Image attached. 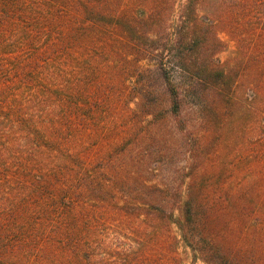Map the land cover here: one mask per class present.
I'll use <instances>...</instances> for the list:
<instances>
[{
  "label": "rangeland",
  "instance_id": "374dc122",
  "mask_svg": "<svg viewBox=\"0 0 264 264\" xmlns=\"http://www.w3.org/2000/svg\"><path fill=\"white\" fill-rule=\"evenodd\" d=\"M128 1L106 0L104 11L133 10ZM199 1L198 14L214 21L223 45L215 59L229 75V100L217 102V95L205 97L200 87L182 84V125L169 110L161 78L152 88L158 94L151 107L157 115L144 117L141 111L148 108L138 104V95L135 98L134 79H124L127 72L120 76V67L108 66L110 61L117 64L115 59L104 62L85 49L82 39L78 46L68 44L76 42V36L91 35V30L83 26L75 31L79 22L67 25V8L57 7L62 24L38 32L41 37L32 49L21 47L0 56L3 69L12 70H0V210L11 214L22 204L19 209L26 215L17 220L10 216L2 225L28 227L30 219L44 224L47 217L37 214L47 207L48 197L37 194L36 188L50 193L65 187L70 206L84 221L106 224L105 232L91 235L104 241L109 253L114 247L144 244L145 254L182 264H211L201 254L195 257L176 222L193 190L217 225L208 240L220 242L225 250L220 263L264 264V0H236L238 5L227 0L226 6L225 0ZM186 2L176 0L171 15L164 14L166 26L178 23ZM117 54L106 51L109 57ZM141 65L155 64L147 56ZM113 73L124 84L108 93L105 84L113 83ZM105 109L110 111L104 114ZM30 125L37 132L32 133ZM58 164L64 169L63 181L74 174L83 177L81 192L67 188L68 183L54 184L48 173ZM145 185L163 186L177 195L170 230L164 223L144 221V211L135 217ZM90 186L99 189L95 195L102 192L100 201L91 197ZM69 235L74 238V231Z\"/></svg>",
  "mask_w": 264,
  "mask_h": 264
},
{
  "label": "trees",
  "instance_id": "16d2710c",
  "mask_svg": "<svg viewBox=\"0 0 264 264\" xmlns=\"http://www.w3.org/2000/svg\"><path fill=\"white\" fill-rule=\"evenodd\" d=\"M97 1L99 3L94 0H0V56L13 54L21 47L32 49L36 40L41 37V33L38 32L60 26L64 18L55 13L59 6L67 8L65 13L67 25L69 21L79 22L75 31L83 26L91 30V35L82 38L79 35L74 38L76 42L67 43L75 46L78 40L82 39L85 49L97 53L104 62L115 59L117 64L110 61L108 66L112 67V70L116 66L120 67L118 72L120 76L127 72L124 79H134L135 98L138 95L140 98L138 104L143 109L148 108L141 111L144 117L157 115L156 110L151 109L155 102H158V94L152 89L153 83H157L155 81L157 78L162 79L160 86L168 94L169 110L181 125L184 90L182 84H187L191 89L200 87L205 97L217 95V102L221 101L224 104L228 102V89L231 83L229 75L215 59V54L223 45L218 38L214 21L198 14L199 0H187L175 26L171 23L166 26L164 16L171 15L176 0H129L126 3L131 5L133 10L112 14L104 11L106 0ZM233 3L238 5L236 0ZM122 5L123 3H120L118 6ZM112 6L113 4L110 5ZM167 21H171L169 17ZM108 49L116 50L118 57L107 56ZM147 56L153 59L155 64L153 68L141 65ZM168 62L172 66H168ZM3 68L4 64L0 60V70ZM8 72L12 70H4V73ZM154 74L155 79L152 77ZM114 76L111 85L105 84L108 93L123 86L120 83L124 84L120 76L118 78L117 74ZM183 77H188L186 78L188 80L180 83ZM107 110L110 111L105 109L104 114ZM29 128L32 133L38 130L33 125ZM63 171L58 164V167L48 174L53 177L55 185L68 183L71 186L67 188L80 189L81 192L84 187L83 177L74 174L71 179L63 181L61 178ZM125 184L122 186H126ZM51 186L55 187L52 183ZM18 187L22 186L15 188ZM64 188H52L50 193L36 188L37 194H45L48 197L45 203L47 207L40 209L42 212L39 211L37 214L47 217L46 224L42 223L43 220H34L38 218L35 217L34 221L30 219L28 227L8 229L5 222L10 216L14 217L13 220L23 217L25 219L26 215L19 209L22 204L12 209L11 214L0 210V264H182L179 259L169 261L166 258L162 259V255L156 257L145 254L143 251L148 247L144 244H140L138 248L114 247L109 253L108 245H105L104 241H96L91 235L96 231L105 232L106 224L97 225L99 218L96 223H92L91 220L84 221L83 216L78 214L79 210L70 206L68 189ZM95 188L97 186L87 187L91 197L97 196L100 201L102 192L95 195L93 193ZM170 193L163 186L145 185L142 207L136 212L135 217L140 218L144 211L146 214L144 221L147 223L152 221L155 226L164 223L166 229L170 230L177 198V195L173 197ZM179 196L181 197L180 194ZM200 201L194 196L193 190L189 191L181 206V217L176 222L184 242L193 249L195 257L201 254L208 263L221 264L220 260L224 261L225 258V250L220 242L208 240L209 232L215 226L217 228V225L210 219L209 212H205ZM154 229L159 233L158 228ZM70 230H73L75 235L72 239L69 238ZM117 230L118 226L114 231ZM5 231L9 232L6 238L3 236ZM85 236H91L90 241H84Z\"/></svg>",
  "mask_w": 264,
  "mask_h": 264
}]
</instances>
